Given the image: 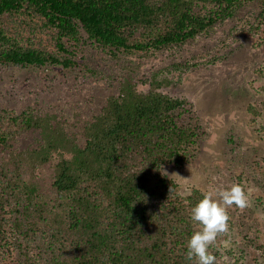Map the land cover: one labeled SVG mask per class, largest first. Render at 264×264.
Segmentation results:
<instances>
[{
	"label": "trees",
	"instance_id": "16d2710c",
	"mask_svg": "<svg viewBox=\"0 0 264 264\" xmlns=\"http://www.w3.org/2000/svg\"><path fill=\"white\" fill-rule=\"evenodd\" d=\"M253 1L0 0V67H86L80 52L90 47L125 70L129 57L180 50ZM40 27L55 49L34 42ZM261 28L264 6L234 30ZM229 54L175 61L141 79L144 89L135 72H119L118 91L85 124L84 144L57 112L0 108V264L12 255L18 264H195L186 243L203 191L184 194L163 167L192 164L206 132L189 98L165 88ZM113 69L102 76L117 78ZM260 95L248 110L264 140V88ZM54 158L48 194L39 172ZM228 215V232L209 249L216 264H264L261 232L233 239L241 224Z\"/></svg>",
	"mask_w": 264,
	"mask_h": 264
},
{
	"label": "rangeland",
	"instance_id": "374dc122",
	"mask_svg": "<svg viewBox=\"0 0 264 264\" xmlns=\"http://www.w3.org/2000/svg\"><path fill=\"white\" fill-rule=\"evenodd\" d=\"M263 6L264 0L248 2L238 15L222 23L210 35L198 38L180 50H164L146 58H140L141 55L129 57L124 62L131 67L125 70L118 65L123 61L114 62L90 47L80 52V56L85 57L86 67H0V108L15 113L29 108L57 112L69 131L84 144L86 122L111 94L118 91L117 80L122 72H135L139 88L144 89L141 79H146L152 71L193 57L211 61L215 56L222 57L233 50L227 59L201 66L185 74L182 83L165 88L166 92L189 98L206 135L200 141L201 153L192 164L181 168L170 163L163 171L180 184L184 194L193 188L204 192L213 187L241 184L249 202L243 209L228 208L241 224L239 229L232 231V237L254 236L260 231L262 239L264 140L252 123L248 106L259 105L263 100L260 92L264 88V28L257 35L238 33L234 28H241L243 20L252 12L258 13ZM25 31L24 34H30L29 30ZM51 35L40 27L34 42L55 49ZM92 67L96 68L89 71ZM109 68H114L115 76L121 74L112 80L104 78L101 71ZM56 162L57 158H54L39 172L40 186L48 194ZM6 260L7 264H18L13 255Z\"/></svg>",
	"mask_w": 264,
	"mask_h": 264
},
{
	"label": "clouds",
	"instance_id": "9594fccd",
	"mask_svg": "<svg viewBox=\"0 0 264 264\" xmlns=\"http://www.w3.org/2000/svg\"><path fill=\"white\" fill-rule=\"evenodd\" d=\"M248 194L239 183L227 187L210 188L192 206L190 218L199 225L187 240L186 259L195 264H216V257L209 251L217 236L229 230L228 208L240 209L248 205Z\"/></svg>",
	"mask_w": 264,
	"mask_h": 264
}]
</instances>
